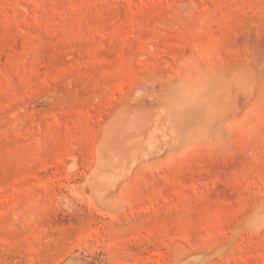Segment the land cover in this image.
<instances>
[{"label": "rangeland", "instance_id": "1", "mask_svg": "<svg viewBox=\"0 0 264 264\" xmlns=\"http://www.w3.org/2000/svg\"><path fill=\"white\" fill-rule=\"evenodd\" d=\"M184 56L227 69V148L101 202L106 123ZM261 209L264 0H0V264H264Z\"/></svg>", "mask_w": 264, "mask_h": 264}, {"label": "bare ground", "instance_id": "2", "mask_svg": "<svg viewBox=\"0 0 264 264\" xmlns=\"http://www.w3.org/2000/svg\"><path fill=\"white\" fill-rule=\"evenodd\" d=\"M210 61L208 56L206 64L197 66L192 58H169L167 66L171 72L147 82L151 87V106L141 103L123 107L106 123L95 150L97 165L90 177L91 187L101 202L112 201L126 191L138 174V167L151 161L166 160L168 179L164 184L178 193V172L197 174L201 152L210 155L218 148H227L230 81L227 69L222 65L215 68ZM177 65L181 68L174 70ZM198 74L210 78L208 94L203 102L178 115L174 107L175 88L180 81ZM161 100L167 106L159 114L151 107L161 104Z\"/></svg>", "mask_w": 264, "mask_h": 264}, {"label": "clouds", "instance_id": "3", "mask_svg": "<svg viewBox=\"0 0 264 264\" xmlns=\"http://www.w3.org/2000/svg\"><path fill=\"white\" fill-rule=\"evenodd\" d=\"M210 88V78L203 74L192 75L178 83L174 91V107L179 115L185 109L203 102ZM253 229L264 226V209L250 218Z\"/></svg>", "mask_w": 264, "mask_h": 264}]
</instances>
